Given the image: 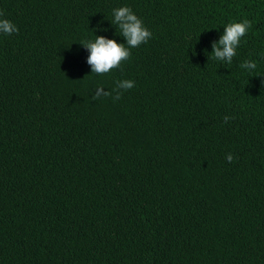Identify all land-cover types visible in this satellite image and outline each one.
Listing matches in <instances>:
<instances>
[{
  "label": "trees",
  "instance_id": "trees-1",
  "mask_svg": "<svg viewBox=\"0 0 264 264\" xmlns=\"http://www.w3.org/2000/svg\"><path fill=\"white\" fill-rule=\"evenodd\" d=\"M125 6L152 36L92 73L82 44H126L112 24ZM0 11L19 29L0 33V264H264V0ZM244 20L232 63L216 60Z\"/></svg>",
  "mask_w": 264,
  "mask_h": 264
},
{
  "label": "clouds",
  "instance_id": "clouds-1",
  "mask_svg": "<svg viewBox=\"0 0 264 264\" xmlns=\"http://www.w3.org/2000/svg\"><path fill=\"white\" fill-rule=\"evenodd\" d=\"M4 16V12L0 11V17ZM114 20L112 24L118 26L121 36L126 40V44L117 43L115 39H108L105 36H96L94 42L87 41L82 45L90 51L88 64L92 66V73L106 74L111 70L121 66V62L130 57V49L147 43L152 33L143 26V22L130 7H120L113 10ZM252 27L251 21L229 23L225 27V31L218 42H213V57L218 61L232 63L233 57L236 55V49L241 42V38ZM18 27L8 19H0V33L11 35L18 33ZM241 68L254 70L257 67L255 61H244ZM135 86L132 80H123L117 83L116 95L114 100L121 98V89L127 91ZM102 96H112V92L105 91L103 87H98L95 92L94 99ZM229 117H225V122ZM228 162L233 161V155L227 154Z\"/></svg>",
  "mask_w": 264,
  "mask_h": 264
}]
</instances>
